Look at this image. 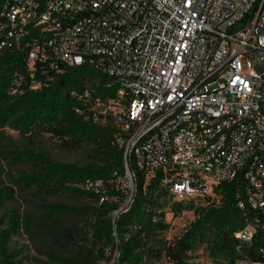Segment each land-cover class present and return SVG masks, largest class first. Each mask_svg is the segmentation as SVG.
Returning <instances> with one entry per match:
<instances>
[{
    "label": "built area",
    "instance_id": "built-area-1",
    "mask_svg": "<svg viewBox=\"0 0 264 264\" xmlns=\"http://www.w3.org/2000/svg\"><path fill=\"white\" fill-rule=\"evenodd\" d=\"M19 47L30 69L105 74L114 90L94 97L95 120L175 200L203 204L243 174L253 218L235 264H264L242 251L264 230V0H0V52Z\"/></svg>",
    "mask_w": 264,
    "mask_h": 264
},
{
    "label": "trees",
    "instance_id": "trees-1",
    "mask_svg": "<svg viewBox=\"0 0 264 264\" xmlns=\"http://www.w3.org/2000/svg\"><path fill=\"white\" fill-rule=\"evenodd\" d=\"M26 54L23 47L0 52V131L7 125L25 135L43 129L74 146L91 145L96 156L94 163L77 165L55 161L43 153L14 151L16 161L31 165L17 178L21 187L74 192L95 202L88 208L97 215L90 235L97 242L94 249L83 248L80 257L62 259L63 262L96 264L109 253L114 264H191L189 253L205 245L212 255L235 264L238 256L235 232L253 218L251 212L249 218L244 215L239 205L246 200L243 174L219 183L214 197L203 204L175 200L171 183L165 182L161 173L147 180L131 157L126 162L125 149L114 138L115 125L110 120H95L94 97L112 95L114 90L105 74L86 64L63 65L60 72H55L38 62L30 69ZM87 91L91 96H85ZM127 164L134 173V189L130 194L124 186ZM11 191L0 187V205L11 198ZM130 196L126 210L113 217L112 212L119 209L118 202ZM167 206L174 215L193 211L195 219L181 235L160 248L159 237L169 227L165 220ZM65 211L63 205L44 204L40 215H27L26 219L42 221L57 230L63 227L58 221ZM21 221L18 212L11 211L7 227L0 231V264H12L8 244L11 236L24 227ZM72 231L73 228H64L69 235ZM242 251L252 260L264 262V230L258 228L252 243Z\"/></svg>",
    "mask_w": 264,
    "mask_h": 264
},
{
    "label": "rangeland",
    "instance_id": "rangeland-1",
    "mask_svg": "<svg viewBox=\"0 0 264 264\" xmlns=\"http://www.w3.org/2000/svg\"><path fill=\"white\" fill-rule=\"evenodd\" d=\"M29 151L43 153L55 161L87 165L96 161L95 152L91 145H72L69 141L63 142L58 137L37 129L31 134H22L10 125L0 131V187L12 189L11 198L0 205V231L8 225L11 211L20 215L24 227L21 231L11 236L8 244L9 257L12 264H71L63 262L66 258H78L83 248L93 250L97 242H93L91 232L97 215L89 211V205H95L89 198L68 191H41L37 187H21L17 178L31 165L27 162H18L14 151ZM133 191L134 185L129 180L124 182ZM53 191V190H52ZM115 202V201H114ZM112 202V203H114ZM44 204L66 206L67 211L59 216V224L63 227L53 230L51 225L44 222L27 221V215H40ZM119 209L112 212L124 211L129 201H119ZM165 220L169 225L159 237L158 246L181 235L189 224L195 219L193 211L184 210L179 215H174L167 206ZM73 228L71 234L64 232V228ZM63 228V229H61ZM2 254L0 253V261ZM63 259V260H62ZM188 261L191 264H229L223 257L212 255L205 245L198 246L189 253ZM96 264H114L113 257Z\"/></svg>",
    "mask_w": 264,
    "mask_h": 264
}]
</instances>
